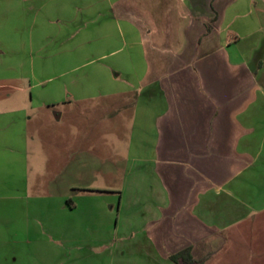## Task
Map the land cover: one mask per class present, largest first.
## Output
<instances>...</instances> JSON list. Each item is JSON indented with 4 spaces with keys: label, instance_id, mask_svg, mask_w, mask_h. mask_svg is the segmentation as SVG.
Returning a JSON list of instances; mask_svg holds the SVG:
<instances>
[{
    "label": "crops",
    "instance_id": "obj_1",
    "mask_svg": "<svg viewBox=\"0 0 264 264\" xmlns=\"http://www.w3.org/2000/svg\"><path fill=\"white\" fill-rule=\"evenodd\" d=\"M106 1L104 9L79 7L92 22L65 39L93 46L92 87L79 76L49 86L66 70L27 85L0 78V88L28 95L24 103H0V142L30 135L37 151L54 137L63 169L74 174L83 169L80 142L93 124L97 180L61 186L59 198L74 210L78 197H93L92 220L112 223L100 248L111 262L141 256L132 261L177 264L170 256L188 248L200 264H219L215 256L234 249L259 255L264 0ZM91 24V33L82 34Z\"/></svg>",
    "mask_w": 264,
    "mask_h": 264
},
{
    "label": "rangeland",
    "instance_id": "obj_2",
    "mask_svg": "<svg viewBox=\"0 0 264 264\" xmlns=\"http://www.w3.org/2000/svg\"><path fill=\"white\" fill-rule=\"evenodd\" d=\"M82 6L104 9L108 2L0 0V78H20L16 84L8 81L12 83L9 85H27L46 74L66 70L62 79L49 86L59 87L65 80L79 76L87 87H92V59L96 56L93 46H77L76 38L65 40L84 20L92 22V16L79 11ZM91 26L82 34L91 33ZM27 96L12 86L0 88V103L5 106H13L17 101L24 103ZM92 125L86 124L89 132L80 142L85 151L83 169L74 174L63 169L64 152L54 137H50L47 149L43 146L37 151L29 142L30 135L25 136L27 141L15 132L7 143L0 142V264H135L132 260L141 257L127 256L121 262H111L110 256L101 252L104 226L108 230L112 223L92 220L96 214L91 206L92 196L86 195L82 200L78 197L80 206L74 210L61 205V186H93L97 180L92 159ZM47 128L48 137L52 127ZM121 145L118 141V150ZM122 169L118 165L114 176L118 186L122 184ZM36 186L54 187L42 192ZM35 201L40 202L39 206L34 205ZM224 252L215 256L219 264H264V248L255 256L238 254L237 249L231 250V255Z\"/></svg>",
    "mask_w": 264,
    "mask_h": 264
},
{
    "label": "trees",
    "instance_id": "obj_3",
    "mask_svg": "<svg viewBox=\"0 0 264 264\" xmlns=\"http://www.w3.org/2000/svg\"><path fill=\"white\" fill-rule=\"evenodd\" d=\"M170 258L177 264H200L201 261L196 260L192 253L191 249H184L177 254H173Z\"/></svg>",
    "mask_w": 264,
    "mask_h": 264
}]
</instances>
